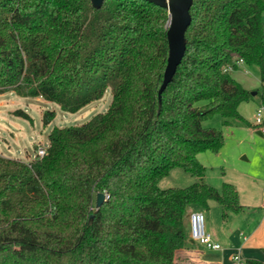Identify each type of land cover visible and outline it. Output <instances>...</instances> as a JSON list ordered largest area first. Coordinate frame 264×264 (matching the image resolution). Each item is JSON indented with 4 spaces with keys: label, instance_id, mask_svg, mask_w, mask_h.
<instances>
[{
    "label": "trees",
    "instance_id": "obj_1",
    "mask_svg": "<svg viewBox=\"0 0 264 264\" xmlns=\"http://www.w3.org/2000/svg\"><path fill=\"white\" fill-rule=\"evenodd\" d=\"M263 12L264 0H193L183 56L158 104L166 8L147 0L99 7L0 0V93L41 97L74 113L111 92L105 112L53 127L43 156L24 162L0 154V264H179L188 205L215 202L223 219L241 211L235 186L204 182L196 155L223 142L204 120L250 125L238 105L251 91L231 71L241 59L264 82ZM255 94L264 102V92ZM54 116L44 111L43 123ZM174 167L197 180L158 187ZM97 192L105 195L98 207Z\"/></svg>",
    "mask_w": 264,
    "mask_h": 264
},
{
    "label": "rangeland",
    "instance_id": "obj_2",
    "mask_svg": "<svg viewBox=\"0 0 264 264\" xmlns=\"http://www.w3.org/2000/svg\"><path fill=\"white\" fill-rule=\"evenodd\" d=\"M262 21L264 22V12ZM257 90L264 91L262 86ZM259 98L260 96L244 101L239 106L241 114L250 125L224 126L220 115L204 120V126L221 130L223 142L217 151L203 150L196 155L197 160L205 167L204 182L216 188H219L223 181L232 183L238 190L240 201L247 204L261 202L264 198V133L258 132L259 125L255 122L256 109L262 107L264 123V102ZM110 101L111 92L107 89L101 99L70 113L41 97H23L14 91L0 93V154L29 162L35 157L39 147L47 148L48 133L53 127L81 125L96 113L105 112ZM18 109L27 113L29 118L15 114L14 111ZM46 110L55 111L54 118L48 124L42 121V114ZM196 178L183 169L174 167L158 181V187H184L192 184ZM192 209L199 210L200 207L192 205L186 208L184 218ZM200 210L205 216L206 230L209 227L217 230L223 225L219 206L211 204L208 209ZM234 217L235 222L242 218ZM227 220L233 221L232 217ZM184 231L185 234L188 233L185 226Z\"/></svg>",
    "mask_w": 264,
    "mask_h": 264
},
{
    "label": "crops",
    "instance_id": "obj_3",
    "mask_svg": "<svg viewBox=\"0 0 264 264\" xmlns=\"http://www.w3.org/2000/svg\"><path fill=\"white\" fill-rule=\"evenodd\" d=\"M237 66V69L230 70L231 75L244 88L251 91L253 89L257 90L259 86H262L264 89V82L260 81L259 71L255 65H246L238 61ZM256 97H258V95L254 94L250 100ZM259 100L262 101L261 98H259ZM240 104L238 105V112L241 114L239 110ZM224 126L240 127L245 125L232 122ZM258 132L260 131L258 130ZM204 176L205 175H203V178ZM238 199L243 209L238 213H228L225 219L222 218L223 225H221L219 229L215 230L209 227L207 230L211 234L213 240L220 244V248H208L197 241H193L188 233H186L183 247L175 252V259L179 264H239L233 259V255L235 254L239 256L243 264H247L248 260L264 261V198L261 202H251V204H247L240 201L238 193ZM211 204L219 206L215 202H210V205ZM189 206L192 205H188L186 208ZM200 209L203 208L200 207ZM196 210L198 209L190 210L186 218H184V226L187 230L189 214ZM234 216H240L242 218L239 222H235ZM231 217L233 221L229 222L227 218Z\"/></svg>",
    "mask_w": 264,
    "mask_h": 264
},
{
    "label": "water",
    "instance_id": "obj_4",
    "mask_svg": "<svg viewBox=\"0 0 264 264\" xmlns=\"http://www.w3.org/2000/svg\"><path fill=\"white\" fill-rule=\"evenodd\" d=\"M94 7H99L103 0H90ZM151 3L158 4L166 8L168 12L167 23V43L168 55L165 69L163 72L162 82L158 89V104L161 101V93L166 85L171 81L176 67L179 64L185 49V32L190 25L191 14L190 7L193 0H147ZM254 95L255 91H251ZM260 133V132H259ZM105 199L102 192H97L95 197L96 207L100 206Z\"/></svg>",
    "mask_w": 264,
    "mask_h": 264
},
{
    "label": "built area",
    "instance_id": "obj_5",
    "mask_svg": "<svg viewBox=\"0 0 264 264\" xmlns=\"http://www.w3.org/2000/svg\"><path fill=\"white\" fill-rule=\"evenodd\" d=\"M239 62H243L241 59ZM230 70V68H229ZM255 122L259 125L257 128L261 133H264V123L262 119V107H258L255 113ZM46 153V148L39 147L36 150L37 156H43ZM264 191V186L262 187ZM188 235L193 241L212 249L220 248V244L215 242L211 234L205 228V216L200 210L192 211L188 217ZM233 259L239 264H243L237 254L233 255Z\"/></svg>",
    "mask_w": 264,
    "mask_h": 264
}]
</instances>
